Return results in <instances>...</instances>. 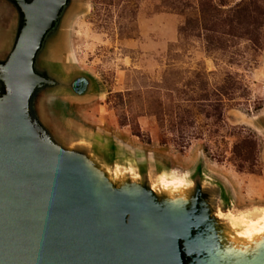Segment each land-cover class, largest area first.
<instances>
[{
	"label": "rangeland",
	"instance_id": "1",
	"mask_svg": "<svg viewBox=\"0 0 264 264\" xmlns=\"http://www.w3.org/2000/svg\"><path fill=\"white\" fill-rule=\"evenodd\" d=\"M57 23L35 68L66 83L44 104L58 137L87 147L116 188L137 181L156 191L178 172L189 200L218 217L220 238L232 235L230 253L258 250L264 0H70ZM81 78L91 88L76 98L69 88Z\"/></svg>",
	"mask_w": 264,
	"mask_h": 264
},
{
	"label": "water",
	"instance_id": "2",
	"mask_svg": "<svg viewBox=\"0 0 264 264\" xmlns=\"http://www.w3.org/2000/svg\"><path fill=\"white\" fill-rule=\"evenodd\" d=\"M69 2L0 0V264H264V244L230 253L232 235L220 238L218 217L187 190L177 205L137 181L110 186L87 147L58 137L44 104L66 83L35 61ZM89 88L81 78L69 89L82 98Z\"/></svg>",
	"mask_w": 264,
	"mask_h": 264
},
{
	"label": "bare ground",
	"instance_id": "3",
	"mask_svg": "<svg viewBox=\"0 0 264 264\" xmlns=\"http://www.w3.org/2000/svg\"><path fill=\"white\" fill-rule=\"evenodd\" d=\"M157 190L165 194L168 202L180 205L187 201V184L184 181L183 176L178 172L173 177L166 174L159 178L157 180ZM256 214L252 215L254 218H258L256 223H252L254 234L259 232L258 226H261L264 229V210H261L260 215ZM235 252L236 251L234 250V255L238 256V253Z\"/></svg>",
	"mask_w": 264,
	"mask_h": 264
}]
</instances>
